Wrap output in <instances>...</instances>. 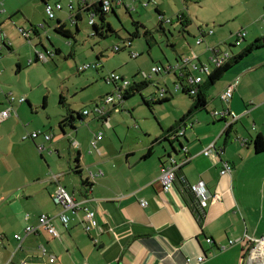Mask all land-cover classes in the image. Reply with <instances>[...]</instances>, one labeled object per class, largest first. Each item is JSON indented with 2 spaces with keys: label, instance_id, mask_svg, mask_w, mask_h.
Instances as JSON below:
<instances>
[{
  "label": "crops",
  "instance_id": "1",
  "mask_svg": "<svg viewBox=\"0 0 264 264\" xmlns=\"http://www.w3.org/2000/svg\"><path fill=\"white\" fill-rule=\"evenodd\" d=\"M43 1L41 0L43 5L45 2L49 3L48 0ZM81 3L89 4L86 0ZM249 5V1L244 2L247 13L252 11ZM262 9L260 5L259 9L252 13V17L240 22L231 36L235 38L237 32L248 26L250 35L247 37V45L259 39L260 37L251 31V25L254 21L257 22ZM78 11L79 9L70 15ZM159 11L164 15L163 11ZM17 12L16 6L10 4L9 0H0V34L7 36L4 31L5 21H11ZM177 17L180 31L189 32V18L185 15ZM259 19L264 21V15ZM57 20L59 21V18H56ZM61 23L65 26L64 22ZM71 23L75 24L72 21ZM32 28H36L34 33H30L32 39H40L39 30L44 27L30 24L29 31ZM201 29L206 30L202 27ZM262 34L264 35V29ZM207 36L204 35L202 44ZM0 45V51H11L12 45L8 39L2 40L0 36ZM33 46L34 58L28 59L27 64L35 61L36 51H41L36 45ZM246 46L241 47L236 54ZM210 48L224 51L219 45ZM209 49L206 51L209 53L207 61L204 62L199 56L198 65L206 66L212 71L214 68L209 61ZM43 50L45 52L48 49L43 47ZM48 52L54 55L53 51ZM0 55L2 59L1 52ZM16 63L20 67V63ZM194 74L197 75V72ZM236 79L232 97L224 104L219 99V94ZM3 95L4 99L0 98V106L7 103L5 94ZM16 104L18 109L13 105L15 114L13 112L5 121H10L14 132H20L22 129L26 133L46 131L41 128L28 130L20 121L17 123L16 118L28 116H24L26 112L23 103ZM189 107L190 105L179 111V120L187 113ZM222 109H229L238 116L227 132H223L224 120L211 115V111ZM3 110L5 108H0V112ZM178 121L167 130L164 129L168 131L171 128H184L183 136L178 140H156L161 138L160 134L165 135L164 130L156 137L147 133L145 139H138L130 144L123 141L117 143L112 136L107 139L103 136L98 143L99 152L96 150L92 153H88L89 141L93 134L101 132L92 127L96 120L88 116L84 118L83 126L77 127L74 123L75 129L69 128L70 132L66 130L68 127H65L64 134H69L80 143V146L74 149V158L77 157L78 160L74 165H79L81 173L74 174V167L70 168L71 165L67 173H61L57 165L53 164L51 167V158L47 160L40 157L46 169L50 171H47L46 175L45 169L39 172L36 178H40V185L33 188L29 181L24 192L26 198L33 199L36 203V211L39 213L35 216L27 215L28 218L20 217L18 230L23 236L20 249H17L18 242L14 239V235L18 233L17 228L15 233H10L9 239L5 237L8 240L0 245L1 264H49L48 258L39 253L40 245L45 246L49 255L54 257L52 264H244V256L250 246L249 238L264 237V152L257 153L255 150L256 137L261 136L264 139V47L239 61L214 85L208 93L204 111L186 117L180 126ZM105 127L112 129L110 126ZM139 133L144 132L139 129ZM66 135L61 136L64 139ZM31 142L35 148L36 145L42 144L49 150L51 143L56 144L54 150L58 158L64 150V144L54 140L53 135L49 142H45L42 137ZM211 143L216 151L204 156L201 151ZM5 144L8 148L11 145L10 141ZM149 149L151 155L144 157ZM170 158L177 163L188 160L176 172L183 181L179 178L167 193L162 194L157 179L162 164ZM222 163L230 164V174H220ZM41 165L43 167V164ZM98 170H102L103 176L92 180L90 174ZM48 172L59 176L57 182L49 179ZM82 181H87L86 185ZM200 181L208 193L215 196V199H209L204 210L200 209L188 189L189 185ZM57 184L63 186L74 199L88 200L87 205L95 211L102 232L92 230L87 233L81 223L83 215L80 211L67 213L70 217L69 224L67 227L62 225L57 218L60 208L51 200ZM14 198L19 199L18 195H14ZM140 200L147 201L145 208L139 205ZM41 214L51 218L57 237L49 235L43 229L25 237L24 228L37 226V218ZM208 238L212 243H207ZM229 241L234 243L229 245ZM199 256L205 258L201 263L197 261Z\"/></svg>",
  "mask_w": 264,
  "mask_h": 264
},
{
  "label": "rangeland",
  "instance_id": "2",
  "mask_svg": "<svg viewBox=\"0 0 264 264\" xmlns=\"http://www.w3.org/2000/svg\"><path fill=\"white\" fill-rule=\"evenodd\" d=\"M48 1L62 6L61 11L54 12L55 18L52 20L46 18L41 0H9L10 4L16 6L18 12L11 21L8 19L5 21L6 40L8 39L12 47L9 52L6 49L0 51L2 54L0 89L3 91L0 98L3 100V94L10 91L16 99L13 105L17 109L16 103L19 98L28 99L30 107L26 102L23 103L26 112L24 116L28 118L23 116L20 119L16 118L17 123L20 121L28 130L45 129L54 136V140L64 144L60 158L55 153L54 143L50 144L53 155L47 152L43 154L45 159L51 158V167L53 164L57 165L61 173H67L74 166L76 151L70 148L69 134L64 139L61 136L57 121L59 122L69 109L75 113L82 112L84 107L94 109L96 103L101 104L103 97L115 94V86L106 81L110 74L114 73L130 82L146 81L148 85L140 93H135L121 103L115 95L113 105L118 104V109L111 113L109 119L112 129L94 122L92 125L94 130L101 131L106 139L112 136L117 143L121 141L127 144L135 143L138 139H145L147 133L156 137L162 130H167L179 120V111L191 105V100L188 95L174 90V84L178 82V72L154 74L151 71L152 67L174 68L178 58L183 60L194 56H200L206 62L209 56L206 51L214 45H219L221 50L234 55L241 47L247 45V37L250 35V28L245 26L244 41L240 46H230L235 42L231 34L235 33L239 23L252 17V13L259 9L260 5L263 8L260 10V16L264 15V0H157L158 4L149 3L143 6L137 2L130 14L123 7H118L114 8L116 14L105 15L112 32L103 38L94 35L93 27L88 25L89 18L86 12L80 13L81 20L76 26L68 18L70 13L80 9L78 6L81 7L83 0ZM86 1L90 3L92 0ZM246 1L250 2L249 8L251 6L253 12L247 13L248 9L244 6ZM156 9L164 12L166 22L162 26L165 35L158 29ZM181 15L190 20L187 27L189 32L180 31L177 25V16ZM56 18L65 23V28L72 35L71 38H65L55 32ZM259 18L251 25V31L261 38L264 21ZM170 19L172 24L167 22ZM95 21L98 19L95 18ZM132 21L138 22L150 32L151 47L147 46L141 27L139 37L132 39L130 46L127 47L126 40L134 31ZM30 24L34 26L44 24V29L39 30L40 39L33 38L28 42L20 30L29 31ZM201 27L212 30V34L205 38L204 44L198 46L196 40L201 37ZM33 45L41 51H44L45 47L53 52L57 49L59 53L48 57L47 61L27 64L28 59L34 58ZM116 46L120 51H114ZM133 55L137 57L133 58ZM193 61L198 64V60ZM16 62H19L21 67L18 73ZM85 65H89L86 70H78ZM202 76L205 77L204 74ZM160 88L168 90L169 93L165 96L169 101L157 104L156 102L161 99ZM60 97L63 98L62 104L59 103ZM44 98L46 105L43 107ZM144 100L149 101L150 105H145ZM2 107L6 109L9 105L2 103L0 108ZM19 113L21 115L20 111ZM9 123L10 121L0 124V245L6 243L10 233L16 228L18 230L20 217L35 216L39 213L36 211L38 207L36 203L33 199L26 198L24 192L29 181L33 188L40 185V178H36L39 172L45 169L46 175L47 171H50L46 169L33 143L22 140L26 131L24 129L20 132L15 131L18 133L16 134ZM83 123L77 121L75 125L79 127L83 126ZM139 129L144 133H139ZM66 130L70 132L69 128ZM8 141L11 144L9 148L5 144ZM52 171L54 172L53 169ZM14 195H18L19 199H15ZM17 232L16 234H21L20 230Z\"/></svg>",
  "mask_w": 264,
  "mask_h": 264
},
{
  "label": "built area",
  "instance_id": "3",
  "mask_svg": "<svg viewBox=\"0 0 264 264\" xmlns=\"http://www.w3.org/2000/svg\"><path fill=\"white\" fill-rule=\"evenodd\" d=\"M101 2V6L99 7L100 9V14H109L111 13L112 10H114V8H118V7H123L125 9V11H131L134 10V4L139 2L142 6L143 5H147V0H92V3H96V2ZM150 3L153 4H157V2L155 0H149ZM83 4L81 5L80 9H84V7L87 8H91V4ZM85 5V6H84ZM44 8V14L46 16V18L48 20H52L55 18L54 12L55 11H61L62 10V6L59 3H47L45 2L43 5ZM70 9H72V6L70 5ZM76 16L75 14H71L69 16L70 20L74 23L75 20L73 19V17ZM88 25H93L96 23L95 18H97V14L94 11H90L88 14ZM167 22H169V20H167ZM13 26H15L13 24ZM44 25H41V28H43ZM15 28L17 29V27L15 26ZM33 29V28H32ZM31 29V30H32ZM36 29V28H35ZM26 31L24 29H21L20 32L21 34L24 36V38L28 41L31 42L32 40V36L30 33H32V31ZM212 34V30H203L201 29V37L198 38L196 40V44L197 45H201L203 43V35H211ZM2 40L6 39V36L4 33L0 34ZM235 42H234V46H240L241 45V41L244 40L245 37V31L241 30L239 32H237L235 35ZM1 48V45H0ZM114 51L118 52L120 51V48L118 46L114 47ZM211 51V55L209 57V61L210 64L212 65L213 68H218L220 66L223 65V63L229 59L232 55L224 50V51H220L217 50L215 48H210ZM36 59L38 61L44 62L48 60V57H52V54L48 52V50H45V52L43 51H36L35 53ZM133 58H136V55L132 56ZM0 59H1V55H0ZM196 59L197 60V56H194V58H186L183 59L181 61H178L176 63V66L174 68H165V69H161L157 66L152 67V72L154 74H161L166 73L169 74L170 72L176 73L178 72L179 75L177 77V83L174 84V90L175 91H182L185 90L187 91L190 95H196V85L198 83H201L202 80V74L206 75L209 74L211 72V70L206 67V66H201L198 65L197 63H193L192 61ZM89 67V65H85L83 67L78 68V70L82 71V70H86ZM197 72V75H195L194 73ZM107 82L112 83L115 86V94H110L107 95L103 98L101 104H97L95 105L94 109H90V110H84L83 114L84 115H88V114H92L93 118L95 120H99L100 123H103L105 126L109 127V119L110 117H108V112L111 110L112 107H109L110 105H113L114 103V97L115 95L117 96L118 100L121 101V97H122V93L125 89H127L129 87V85L131 84V82L129 80H125L117 75H115L114 73L110 74V76L107 78L106 80ZM237 84V79L232 82L231 84H229L225 90L223 92H221L219 94V99L224 103L227 104L229 102V100L232 97L233 91H234V87ZM168 90L165 88H160L159 89V94L160 97H164ZM3 93V91L0 89V94ZM5 98H6V102L9 105V107L3 111L0 112V124L5 122L10 116L11 114L14 112L13 110V103H15L16 99L14 98V96L11 93L5 94ZM26 101L25 98H20L17 100L18 103H24ZM116 110V109H114ZM15 114V112H14ZM211 115L214 118L217 119H222L224 120V128H223V132H225L226 130L229 129V127L233 124V122H235L238 118V116H236L233 112H231L229 109H222L221 111H211ZM228 119V120H227ZM183 132H184V128L182 127H178V129H174L172 131V133L170 134V139L175 138L176 140L180 139L183 136ZM38 137H42L43 140L45 142H49L52 139L51 134H48L46 132L43 131H35V132H31V133H26L22 139L23 140H30V141H34L36 138ZM69 145L71 148L73 149H77L80 146L79 141L72 137L69 136ZM103 139V134L102 132L93 134L92 138L89 141V145H88V153H92L94 151H98L97 147H98V143ZM36 149L38 151L39 154H44V152H47L48 154H52L53 152L51 150H49L48 148H46L44 145H36ZM215 148L213 146V143L207 145L202 151L201 153L204 156H209L211 154H213L215 152ZM99 152V151H98ZM186 152V150H185ZM188 159H186L184 162L182 163H177L174 159H169V161H167L166 163H163L160 169V174L158 176V181L160 183V191L161 193H167L175 184L176 180H178L180 177L176 175V172L178 170V168L187 161ZM231 172V166L229 163H222L221 165V169H220V174L221 175H228ZM103 176V172L102 170H98L96 173H91L90 174V178L92 180H94L97 177H101ZM57 175L54 174H49V179L54 180L57 182L58 180ZM181 181H183V178H180ZM188 189L190 190V192L193 194V196L195 197V199L198 202V205L200 207L201 210H204L207 206H208V201L209 199H215V196H212L208 193V191L206 190L204 184L202 181L196 183V184H192L188 186ZM51 199L53 201V203L58 206L60 208L59 213L57 214V218L58 220L62 223V225H64L65 227L68 226L69 221H70V217L67 213L72 212V213H76L78 211H80L83 215L81 223L83 226V229L89 233L92 230H97L99 232H102L103 229L99 226L97 219H96V214L95 211L92 210L88 205L87 202L88 200H76L74 199V197L72 195H70L63 186L57 184L56 188L54 190V192L51 195ZM139 205L142 208H145L147 206V201L146 200H140L139 201ZM28 218V216H27ZM38 229H43L45 232H47L49 235L53 236V237H57V232L54 229L52 223H51V218L46 215V214H41L38 216L37 218V226H26L24 228L23 233L25 234V237L31 234H34L37 232ZM249 238V237H248ZM14 239L18 242V246L17 249L21 248V241L23 240V236L15 234L14 235ZM207 243L210 244L212 243V240L210 238L206 239ZM250 241V246L246 251V254L244 256V258L246 259V264H260L264 259V237L261 238H249ZM229 245H232L234 243V241H229L228 242ZM261 248L258 249L259 246H261ZM39 253L41 254V256L48 258V263L52 264L54 262V257L52 255H49L47 249L45 246L40 245L38 247ZM258 252L259 256H258V261L257 259L252 260V256L254 255V253ZM205 258L203 256H199L197 258L198 263H201ZM1 264V261H0ZM22 264V263H21ZM25 264V263H23Z\"/></svg>",
  "mask_w": 264,
  "mask_h": 264
},
{
  "label": "trees",
  "instance_id": "4",
  "mask_svg": "<svg viewBox=\"0 0 264 264\" xmlns=\"http://www.w3.org/2000/svg\"><path fill=\"white\" fill-rule=\"evenodd\" d=\"M149 3H150V1L147 0V5ZM100 6H101V2L99 1V2H96V3H92L91 6H90L91 8L85 9L86 7H84V9L83 8L79 9L78 13H76V16L73 17V19L75 20V22H74L75 24L74 25L76 26L77 22H79L81 20V15H80L81 12H86L87 16H88L90 11H94L97 14V19H98V21H96L95 24L91 25L93 27V29H94V35H98L99 37L105 38V37L108 36L109 32H112V28L110 27V25L105 20V15H107V14H100V9H99ZM111 13L116 14L115 9L112 10ZM127 13L130 14V11H127ZM155 14L158 16V21H157L158 22V24H157L158 25V29L160 30V32H162L165 35L164 27L162 26V24L164 22H166L165 19H164V15H163V13H161L159 11V9L155 10ZM177 19H179V17H177ZM168 23H172V20L170 19ZM132 26L134 27V31L132 33H130V38H128V40H126L127 47L130 46L132 39H135V38L139 37V28L140 27L143 29L142 35L145 38V42H146L147 46L151 47L150 43H149V39H152V36H151L150 32L147 29H145L144 27H142V25H140L136 21H132ZM54 30H55L56 33L60 34L61 36L65 37V38H71V36H72L71 33L68 30L65 29V26L58 20L56 21V25L54 27ZM31 31L34 33L35 32V28H33ZM203 38H204V35H203ZM230 46H234V45H230ZM263 47H264V35L261 38L253 41L251 44L247 45L238 54H236V55L232 54V56L229 59H227L223 63L222 66H220L218 68H214L209 74H206L205 77L203 76L202 80H201V83H198L196 85V89H197L196 90V95L192 96L187 91L182 90L181 92L183 94L188 95L190 97L191 105H190L189 109L187 110V113L178 121L177 124L180 126L182 124L183 120L186 117H189V116H191L192 114H194L196 112L204 111L206 109V105H207V97H208L209 90L212 89L214 87V85L217 82H219L224 77V75L234 65H236L239 61L243 60L245 57H247L252 52L257 51V50H259V49H261ZM58 53H59V50L55 49L53 54H58ZM177 60L181 61V58H178ZM197 60H198V56H197ZM178 61H176V63ZM34 62H39V61L37 59H35ZM192 62L194 63L195 61H192ZM198 64H200V63H198ZM16 69H17L16 73H18V71L21 68L19 67V65H17ZM147 85H148V83L146 81L137 82V81L133 80L131 82V84L129 85V87L123 91L120 103L124 102L125 100H127L128 98L133 96L135 93H140ZM103 98L101 99V102H102ZM166 101H169V98L164 96L156 103L157 104H162V103H164ZM25 102L27 103L28 107H30L29 102L28 101H25ZM59 103L60 104L63 103V98L62 97L59 98ZM97 104L99 105L100 103H97ZM97 104H95V105H97ZM144 104L149 106L150 102L144 100ZM45 105H46V100L44 98L43 99V107ZM114 109H116V110L118 109V104L117 105H112L111 110L108 112V117H110V115L114 111ZM84 110H90V109L84 107L82 112H77V113H75L72 110L71 111L67 110V114L65 116H62L60 121H59V123H58V128H59V130H60L62 135H64V136L66 135V134H64V128L65 127H68L71 130H74L75 129L74 123H76L77 121L78 122H84V118H86L88 116L93 118L91 113L88 114V115H84L83 114ZM93 120H95V119L93 118ZM96 121L99 122V120H96ZM174 129L175 128L169 129L168 131L165 132V135L161 136L160 139H156V140L170 142L171 141L170 140V134L172 133V131ZM43 132H46V131H43ZM225 132H227V130ZM255 150H256L257 153L264 152V139L261 136H257L256 139H255ZM150 155H151V150L149 149L144 157H149ZM40 157L44 158L42 155H40ZM77 161L78 160H77V157H76L74 163H77ZM73 167L74 168L72 169V172L74 174L80 175L81 172H80L79 165L75 164ZM86 182L87 181H82V183H84V185H86Z\"/></svg>",
  "mask_w": 264,
  "mask_h": 264
},
{
  "label": "bare ground",
  "instance_id": "5",
  "mask_svg": "<svg viewBox=\"0 0 264 264\" xmlns=\"http://www.w3.org/2000/svg\"><path fill=\"white\" fill-rule=\"evenodd\" d=\"M261 247H262V245L259 246L258 249L261 248ZM258 256H259V253L256 252V253H254V255H253L251 258H252V260L257 259V261H258V260H259V259H258ZM259 257H260V256H259ZM261 261H262V262H261L260 264H264V259L261 260Z\"/></svg>",
  "mask_w": 264,
  "mask_h": 264
}]
</instances>
